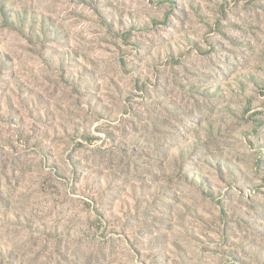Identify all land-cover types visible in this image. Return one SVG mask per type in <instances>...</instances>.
Returning <instances> with one entry per match:
<instances>
[{
    "label": "rangeland",
    "instance_id": "1",
    "mask_svg": "<svg viewBox=\"0 0 264 264\" xmlns=\"http://www.w3.org/2000/svg\"><path fill=\"white\" fill-rule=\"evenodd\" d=\"M0 264H264V0H0Z\"/></svg>",
    "mask_w": 264,
    "mask_h": 264
}]
</instances>
